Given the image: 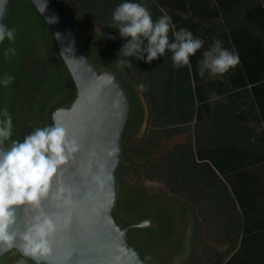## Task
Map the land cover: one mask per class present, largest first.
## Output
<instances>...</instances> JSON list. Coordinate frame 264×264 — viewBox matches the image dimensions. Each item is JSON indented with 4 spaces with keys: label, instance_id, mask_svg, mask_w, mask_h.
<instances>
[{
    "label": "trees",
    "instance_id": "trees-1",
    "mask_svg": "<svg viewBox=\"0 0 264 264\" xmlns=\"http://www.w3.org/2000/svg\"><path fill=\"white\" fill-rule=\"evenodd\" d=\"M53 1L96 65L100 60L83 43L85 36L114 62L121 58L118 53L127 39L120 38L111 16L126 0ZM131 2L146 5L153 20L169 16L172 31L187 29L204 45L180 69L173 67L167 51L151 63L129 57L133 67H115L140 93L130 96L134 95L128 122L134 128L123 136L120 182L127 174L139 187L141 179L159 181L164 187L159 197L174 207L183 204L194 225L191 255L183 264L197 257L198 249L205 264H264V0ZM3 24L16 30L14 44L7 39L0 43V80L14 77L7 87L0 84V110L7 108L13 123L12 136L5 142L8 148L12 140L22 141L36 128L52 125V112L72 100L55 38L33 3L12 0ZM215 40L238 54L240 63L222 77L212 78L207 72L201 77L199 61ZM10 47L15 54L6 56ZM141 83L147 86L144 92L138 90ZM146 116L145 132L134 141ZM186 132L192 135L185 143L154 160L163 139ZM129 188L132 197L137 189ZM203 237L224 241L230 249L219 252L200 245ZM164 240L159 237L153 244L162 249ZM20 258L13 249L0 264H16ZM164 263L178 264L171 259ZM28 264L34 262L28 259Z\"/></svg>",
    "mask_w": 264,
    "mask_h": 264
},
{
    "label": "water",
    "instance_id": "water-1",
    "mask_svg": "<svg viewBox=\"0 0 264 264\" xmlns=\"http://www.w3.org/2000/svg\"><path fill=\"white\" fill-rule=\"evenodd\" d=\"M11 1L0 0V23ZM30 1L51 30L76 87L71 104L52 112V123L55 120L63 125L69 138L76 139L80 145L79 152L58 174L63 185L73 190L71 221L56 233L52 253L41 264H153L131 242L128 232L129 228L154 227L155 222L145 218L124 227L115 211L120 195L123 136L131 113L129 92L115 70L100 69L95 64L53 0ZM0 147L7 149L5 144ZM95 176H101L105 182L103 188L94 182ZM141 187L153 194L162 192ZM162 204L171 207L168 200L155 196L141 202L130 216L143 208ZM42 207L48 213L56 211L47 201ZM35 214L28 207L17 209L15 230L23 231ZM6 253L0 254V258Z\"/></svg>",
    "mask_w": 264,
    "mask_h": 264
},
{
    "label": "clouds",
    "instance_id": "clouds-1",
    "mask_svg": "<svg viewBox=\"0 0 264 264\" xmlns=\"http://www.w3.org/2000/svg\"><path fill=\"white\" fill-rule=\"evenodd\" d=\"M44 10L45 6L42 13ZM111 24L118 30L120 38L127 39L118 53L121 58L114 62L121 70L133 67L129 57L151 63L163 57L166 51L172 54L173 67L180 69L189 65L190 57L204 45L203 40L195 38L187 29L172 31L169 16L162 15L153 20L146 5L131 0L114 9ZM15 36V28L0 23V43L7 39L14 44ZM10 53L14 55L15 49L8 48L5 55ZM239 63L238 54L225 49L220 40H215L203 52L198 72L201 77L206 72L211 77H222ZM13 79V76L6 75L0 84L7 87ZM138 90L144 92L147 86L141 83ZM0 117H3L0 119V146H3L12 136L13 123L7 108L0 110ZM79 150L78 141L70 139L67 129L55 120L50 126L36 128L22 141L12 140L7 149L0 147V254L15 248L21 256L16 264H28V259L41 264L48 259L53 238L70 223L75 204L73 190L63 185L58 174ZM93 180L100 188L104 187L101 176H95ZM45 201L56 211L46 212L42 207ZM21 207L34 209L36 214L23 231H17L16 213Z\"/></svg>",
    "mask_w": 264,
    "mask_h": 264
},
{
    "label": "flooded vegetation",
    "instance_id": "flooded-vegetation-1",
    "mask_svg": "<svg viewBox=\"0 0 264 264\" xmlns=\"http://www.w3.org/2000/svg\"><path fill=\"white\" fill-rule=\"evenodd\" d=\"M51 31V30H50ZM82 40V39H81ZM84 44L89 49V52H92V55L95 56L100 61L97 65L100 69H113L117 72V74L124 80L122 75L118 72V69H115V63L112 59V56H107L106 53L97 51L95 45L91 44L88 37H83ZM82 40V41H83ZM56 43V42H55ZM57 46V45H56ZM58 48V47H57ZM59 51V50H58ZM108 66V67H105ZM3 68V58L0 55V77L2 74ZM67 69V67H66ZM63 71V77L67 80V95L73 101L76 96V87L74 81L67 69V71ZM123 82V81H122ZM126 86H128V92L131 94L134 92L138 93L137 88L133 86V83L130 80H124ZM66 88V87H65ZM71 93V94H70ZM139 94V93H138ZM134 97V95L132 96ZM131 97V102H132ZM145 122H142L139 130L136 132L138 135L141 131V128ZM133 125L131 121L128 122L127 128L124 132V136H127L130 132L133 131ZM184 135V139L182 142H175L180 135ZM188 137V133H180L170 139H163L162 141H173L171 147L177 144H183L186 142ZM170 147V148H171ZM160 157V156H159ZM130 174L123 176L120 182V195L118 202L115 207L117 218L120 223L127 227L131 224L137 223L145 218L152 219L154 222V218L157 219L154 227H145V228H129L128 237L131 242L139 249L144 257H146L153 264H165L164 260H175L178 264H183L191 255L190 245L192 243V235L194 232L192 217L185 211L183 204L181 203L180 207H165V205H157L152 206L150 208H143L139 210L137 215L132 218L130 217V212L134 210H138L137 207H140L139 204L141 202H147L155 196H159V194H153L151 191H147L143 187H139L133 181L130 180ZM130 186H133L135 189H139V191L135 190L132 192V197L128 196L130 193ZM122 197V199H121ZM130 198V199H128ZM121 199V200H120ZM130 201L132 204H130ZM142 208V207H141ZM160 224V227L158 226ZM147 228H151L152 231H147ZM165 239L163 242V248L159 249L157 246H154L153 242L157 238ZM17 251L16 249H14ZM18 252V251H17ZM197 257L191 260L188 264H191Z\"/></svg>",
    "mask_w": 264,
    "mask_h": 264
},
{
    "label": "rangeland",
    "instance_id": "rangeland-1",
    "mask_svg": "<svg viewBox=\"0 0 264 264\" xmlns=\"http://www.w3.org/2000/svg\"><path fill=\"white\" fill-rule=\"evenodd\" d=\"M211 77V76H210ZM213 78V77H212ZM140 94V93H139ZM147 126V116L145 117V122L141 128V131L138 135H136L134 138L135 140H138V138H140L141 135H143V133L145 132ZM192 135V133H188V136ZM184 135H180L177 140L175 142H182L184 139ZM174 142L173 141H162V146H161V151L155 156L154 160L157 161V159L159 158V156L165 152L167 149H169L172 144ZM129 177L135 181L138 182L132 175H129ZM139 184L141 186H146V187H151V188H155V189H159L160 191H164V187L163 184L160 183L159 181H155V180H145V179H141L139 181ZM199 244L200 245H208L210 247H212L214 250L219 251V252H226L228 249H230V244L224 242V241H216L214 237L209 238V237H203L199 239ZM191 264H205L204 260L202 258V253L200 252V249H198V255L197 258L191 263Z\"/></svg>",
    "mask_w": 264,
    "mask_h": 264
}]
</instances>
